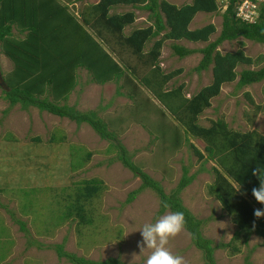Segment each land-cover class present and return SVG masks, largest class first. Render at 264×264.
<instances>
[{"label":"rangeland","instance_id":"374dc122","mask_svg":"<svg viewBox=\"0 0 264 264\" xmlns=\"http://www.w3.org/2000/svg\"><path fill=\"white\" fill-rule=\"evenodd\" d=\"M59 1L78 17L85 4L97 0ZM166 1L179 5L191 0ZM216 2L217 11L198 12L188 25L194 28L212 23L215 32L208 41L217 35L225 8L223 0ZM126 10H132L135 17L133 23L123 28L124 34L151 22L146 18L147 10L128 5L115 6L110 12ZM12 36L18 38L22 34L12 29ZM153 39L144 44L143 53L149 50ZM172 43L188 48L205 45L184 39L163 40L157 57L158 70L153 71L150 66H143L112 34L104 33L101 45L131 76L137 91L122 77L96 84L83 68L75 70L74 88L58 103L64 102L79 111L93 110L112 133V141L100 138L86 123L76 124L32 106L26 109L18 104L9 106L0 90V264H71L64 257H57L55 244L90 260L112 257L122 263L146 264L151 250L138 246L142 242L140 229L171 211L159 210L158 197L150 188L142 189L130 201L125 200L138 187L140 179L118 160L115 143L123 147L129 160L155 180L165 194L175 188L183 169L191 176L178 196L182 205L202 221L200 232L212 241L214 264H264V241L253 234L245 242L241 238L233 240L235 225L231 217L207 191L214 177L211 167L218 165L213 159H206L205 142L186 132L181 120L140 78L147 75L151 81H159L162 74L180 69L162 89L181 84L184 98L209 84L211 65L197 70L201 54L193 52L178 57L171 50ZM237 48L252 59L261 56L262 59L256 65H236V73L242 68L255 69L264 64L263 43L238 36L217 46L220 53ZM11 67L0 52L1 77ZM237 78L220 85L219 93L209 99V106L203 108L195 122L207 127L218 118L231 130L264 134V77L244 86H236ZM120 84L122 87H118ZM169 100L175 103L173 98ZM34 137L38 138L37 142ZM86 153H90L88 157ZM78 160L80 165L73 168L71 163ZM91 178L99 181V188L90 199L81 202L85 221L79 222L73 215L61 218L68 201H74L75 187ZM66 193L71 196L68 201L64 198ZM19 221L25 230L19 228ZM228 241L230 245L219 246ZM167 247L174 255L182 256L186 264H206L203 253L192 244L186 230L170 239Z\"/></svg>","mask_w":264,"mask_h":264},{"label":"trees","instance_id":"16d2710c","mask_svg":"<svg viewBox=\"0 0 264 264\" xmlns=\"http://www.w3.org/2000/svg\"><path fill=\"white\" fill-rule=\"evenodd\" d=\"M235 1L223 0L225 8L221 13L219 31L214 39L208 41L209 36L215 32L212 23L193 29L188 28V25L196 12L217 11L216 0H191L180 5L166 0H97L95 3L85 4L78 17L71 14L59 0H0V52L12 66L8 74L2 77L7 90H0L9 106L18 104L22 109L32 106L55 116L68 118L76 124L86 123L100 138L112 141V133L93 110L79 111L64 102L58 103L59 100H65L74 88L77 68H83L93 83L103 84L122 77L133 91H137V85L131 76L125 73V69L101 45L104 33L112 34L143 66H150L153 71L158 70L157 57L163 40L205 42L200 48H188L177 43L170 45L172 52L178 57L199 52L201 58L195 67L197 70L211 65V81L189 98H184L181 94V84L169 90L162 89V85L178 74L180 69L162 74L159 81H151L147 75L140 78L147 89L162 98L165 106L181 120L186 132L205 142L206 159H213L218 165L211 167L214 177L207 185V191L231 217L235 225L232 239L241 238L245 242L253 234L264 241V217L257 219L253 214L254 209L264 208V205L259 204L251 194L253 188H259L260 182H264V134L255 130H231L218 118L207 127L195 122L203 108L209 106V99L219 93L222 83L231 82L238 76L236 86H244L264 77V64L255 69L242 68L238 73L234 71L238 64H258L262 56L252 59L240 48L224 53L217 50L221 42L238 36L264 44V3L259 6L257 21L247 23L234 17ZM118 5L147 10L146 18L151 22L124 34L123 28L133 23L135 15L132 10L110 12L111 8ZM12 29L22 36L14 38ZM156 36L159 37L153 39ZM150 39H153L151 47L143 53L144 44ZM119 86L122 87V84ZM169 101L171 102L168 103ZM179 113L181 115H177ZM33 140L37 142L38 138L34 137ZM115 146L119 150L118 160L140 179L138 187L131 190L125 200H132L144 188L153 190L158 197L160 211L165 209L162 202L167 201L169 211L183 212L185 230L192 244L203 253L206 264H214L212 241L203 237L200 232L202 221L182 205L178 196L190 182L191 176L186 175L183 169L175 188L165 194L155 180L129 160L119 143H115ZM193 151L202 158L194 147ZM89 154L86 153V157ZM71 165L73 168L80 165L79 160ZM256 169L260 170V175L253 176ZM239 187L240 190L236 191ZM98 188V180H82L81 185L76 186L72 193V203L68 201L70 194H65L64 198L68 203L61 218L73 215L79 222H84L81 202L90 199ZM18 224L21 230H25L22 222L19 221ZM228 245L230 241L219 244L221 247ZM232 249L235 250V247ZM54 250L57 257H64L71 264H130L112 257L104 260L86 259L64 251L61 244H55Z\"/></svg>","mask_w":264,"mask_h":264},{"label":"clouds","instance_id":"9594fccd","mask_svg":"<svg viewBox=\"0 0 264 264\" xmlns=\"http://www.w3.org/2000/svg\"><path fill=\"white\" fill-rule=\"evenodd\" d=\"M252 175H260V170H254ZM239 190L240 187L236 191ZM251 194L259 204L264 205V182H260L259 188H253ZM162 206L169 208L167 201H163ZM253 214L257 219L264 217V208L254 209ZM185 226L184 214L179 211L165 214L155 223L144 224L140 229L142 242L138 246L151 250L146 264H186L182 256L174 255L167 247L170 239L176 238L185 230Z\"/></svg>","mask_w":264,"mask_h":264},{"label":"built area","instance_id":"2783aa9c","mask_svg":"<svg viewBox=\"0 0 264 264\" xmlns=\"http://www.w3.org/2000/svg\"><path fill=\"white\" fill-rule=\"evenodd\" d=\"M262 2L263 0H236L234 17L247 23L256 22Z\"/></svg>","mask_w":264,"mask_h":264},{"label":"water","instance_id":"95a60500","mask_svg":"<svg viewBox=\"0 0 264 264\" xmlns=\"http://www.w3.org/2000/svg\"><path fill=\"white\" fill-rule=\"evenodd\" d=\"M263 3H264V0H263ZM0 88L7 90V86L4 82V80L2 79L1 75H0Z\"/></svg>","mask_w":264,"mask_h":264},{"label":"crops","instance_id":"0c3cea01","mask_svg":"<svg viewBox=\"0 0 264 264\" xmlns=\"http://www.w3.org/2000/svg\"><path fill=\"white\" fill-rule=\"evenodd\" d=\"M189 3V2H188ZM182 4V3H181ZM176 5V4H175ZM180 5V4H179ZM196 13H198V12H196ZM196 13L194 14V15H196ZM200 13H202V12H200ZM205 13H207V12H205ZM192 19H191V21L189 22V25L192 23ZM204 25V24H203ZM200 26H202V25H199V26H196V27H194V28H197V27H200ZM189 28V27H188ZM190 29H193V27H191ZM234 40V39H233Z\"/></svg>","mask_w":264,"mask_h":264}]
</instances>
